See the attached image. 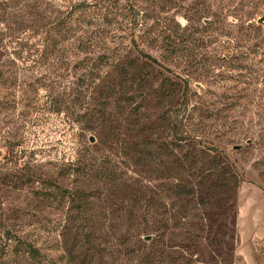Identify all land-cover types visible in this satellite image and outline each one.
<instances>
[{
	"label": "rangeland",
	"instance_id": "obj_1",
	"mask_svg": "<svg viewBox=\"0 0 264 264\" xmlns=\"http://www.w3.org/2000/svg\"><path fill=\"white\" fill-rule=\"evenodd\" d=\"M8 2L0 264H264V0Z\"/></svg>",
	"mask_w": 264,
	"mask_h": 264
},
{
	"label": "trees",
	"instance_id": "obj_2",
	"mask_svg": "<svg viewBox=\"0 0 264 264\" xmlns=\"http://www.w3.org/2000/svg\"><path fill=\"white\" fill-rule=\"evenodd\" d=\"M20 10H21V8H20V6L18 4L13 5L10 2H8V0H0V23L4 24L3 25L4 28L0 29V36L5 34V31L8 32V31H11L13 29V27L10 24V21H11V19L13 18V16L16 13L20 12ZM50 38H51V33L48 31L47 32V36H46V40H50ZM133 44H134V46L136 45L135 42H133ZM0 50H4L5 52H8V51L16 52L17 51V47L14 46L12 44V42H9V41L4 42L0 38ZM256 52L257 51H250L249 53L248 52L247 53H243L240 56H237V57L234 56L232 58V60L236 61V62H238V60H240L242 62V65L240 63H237V67H239V66H240V68L243 67L244 69H247V70H249L252 73L251 66H253L254 64H252L250 62H245V60L249 58V55H252V56L255 55ZM138 53L142 57L148 59L152 64H156V65L161 66L156 58L150 56L149 54L143 52L142 50L138 49ZM259 62H263V61H259ZM263 66H264V63H263ZM256 70L255 71L257 73L258 69H256ZM250 72H248V73H240V75H236L235 77H233L235 79L234 81L236 83H243L244 84L245 83L244 80L246 79V80H248V85H250L253 82L254 79L255 80L257 79V75L255 77L254 76L250 77V75H251ZM242 90L246 91L245 88H243ZM237 94H240V92L237 93ZM217 112H219V111H217ZM221 117L225 118L226 115H222ZM68 168L71 170L72 166H69Z\"/></svg>",
	"mask_w": 264,
	"mask_h": 264
},
{
	"label": "water",
	"instance_id": "obj_3",
	"mask_svg": "<svg viewBox=\"0 0 264 264\" xmlns=\"http://www.w3.org/2000/svg\"><path fill=\"white\" fill-rule=\"evenodd\" d=\"M257 21H258L259 23L263 22V21H264V16H263V17H260V18H258V19H257Z\"/></svg>",
	"mask_w": 264,
	"mask_h": 264
}]
</instances>
